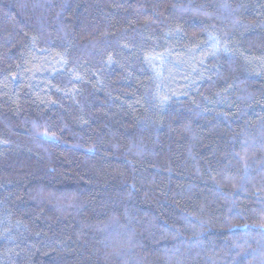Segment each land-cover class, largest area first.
Here are the masks:
<instances>
[{
	"label": "trees",
	"instance_id": "trees-1",
	"mask_svg": "<svg viewBox=\"0 0 264 264\" xmlns=\"http://www.w3.org/2000/svg\"><path fill=\"white\" fill-rule=\"evenodd\" d=\"M0 264H264V0H0Z\"/></svg>",
	"mask_w": 264,
	"mask_h": 264
}]
</instances>
